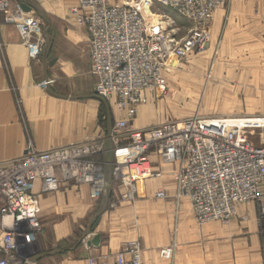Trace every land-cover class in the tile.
<instances>
[{
	"label": "built area",
	"instance_id": "built-area-1",
	"mask_svg": "<svg viewBox=\"0 0 264 264\" xmlns=\"http://www.w3.org/2000/svg\"><path fill=\"white\" fill-rule=\"evenodd\" d=\"M226 2L77 0L71 7L89 32L95 92L126 116L115 120L109 132L115 151L112 176L125 188L123 199L136 200L140 182L165 176L161 162L174 164L169 173L176 180L177 198L189 197L198 222L229 221L246 203L264 213V117L260 125L200 113L145 127L132 123L144 94L165 89L164 71L171 61L208 46L209 24ZM27 4L32 0H0V12L15 23L30 55L37 57L44 46L43 28ZM157 6L187 19L189 32L180 37L172 17L153 12ZM252 127L258 130L249 134ZM103 145V139L47 150L29 144L21 156L0 161V264L25 263L28 245L42 230V193L71 182L91 185L95 197L103 194L106 172L97 158ZM156 197L166 199V189H158ZM89 264H143L141 243L130 241L118 252L91 256Z\"/></svg>",
	"mask_w": 264,
	"mask_h": 264
},
{
	"label": "rangeland",
	"instance_id": "rangeland-1",
	"mask_svg": "<svg viewBox=\"0 0 264 264\" xmlns=\"http://www.w3.org/2000/svg\"><path fill=\"white\" fill-rule=\"evenodd\" d=\"M226 3L218 9L222 16L217 17L215 13L216 16L214 15L209 24L211 40L208 46L203 51L188 53L179 61H171V65L164 71L165 89L148 90L144 94L136 121L142 125L153 124L184 119L198 113L208 116H235L241 122L258 120V116L264 117V45L247 43L249 37L240 35L233 37L236 40L233 48L225 43L222 31L225 26ZM76 4L77 0H32L28 12L40 20L43 30L46 31L44 46L48 44L58 49L68 40H73L74 36L71 37L69 33L81 31L87 38L83 42L84 48L90 49L88 29L78 23L71 11V7ZM153 12L172 17L177 23L180 37H184L191 28L187 19L172 8L157 6ZM241 26L247 27L248 24L234 23L233 27ZM255 26L257 24L252 25ZM241 40L245 42L242 43ZM257 49L260 51L259 55L256 53ZM254 54L253 59L249 58ZM247 69L263 76L250 83L247 76L240 77ZM59 72L62 75L55 78L54 85L67 91L73 88L74 93L76 88L67 82L63 70ZM94 85L93 80L88 94H94ZM114 109L117 110L116 107ZM247 124L253 125L249 122ZM247 129L249 134L258 130L256 127ZM170 177L173 182L167 186L168 192L176 184L175 177ZM142 185L140 184L141 188L144 186ZM154 187L158 189L156 185ZM103 198L104 195L97 196L98 205L80 219L81 224L72 239L58 243L54 250H71L84 244L85 232L99 212ZM121 200L127 201L120 196L117 200L110 201L109 208L116 209ZM178 201L173 196L166 199L132 200V223H114V234L122 236L126 241L141 243L143 264H264V213L257 204L240 205L238 213L229 221L202 223L193 218L192 206L187 199ZM70 203H80L78 214L80 217L85 215L88 209L85 199L75 202L73 197ZM66 209L69 208L62 203L54 211H44L40 222L42 230L37 238L43 233L44 223L60 222L68 217L71 213ZM178 237H185L187 240L185 243H176ZM34 242L27 247L24 264H35L30 260L39 251L33 245ZM168 250H171L170 257L166 255ZM2 256L3 252L0 258ZM91 256L100 254H90L88 263ZM59 263L58 259H47L36 264Z\"/></svg>",
	"mask_w": 264,
	"mask_h": 264
},
{
	"label": "crops",
	"instance_id": "crops-1",
	"mask_svg": "<svg viewBox=\"0 0 264 264\" xmlns=\"http://www.w3.org/2000/svg\"><path fill=\"white\" fill-rule=\"evenodd\" d=\"M225 6V26L222 31L225 43L233 48L236 43L233 37L240 35L249 37L247 43L264 45V0H228ZM216 14L217 17L222 16L218 10ZM240 22L242 25L247 23L248 26L233 27L234 23ZM254 24L257 26L252 27ZM73 32L69 33L71 37L74 36L73 40H68L58 49L45 44L40 55L32 57L15 23L7 21L6 16L0 12V161L21 156L29 144L39 150H47L53 147L88 143L97 139H103L104 142L102 153L97 155V158L103 162L106 172V189L102 194L104 195L102 204L99 206V211L103 209L104 211L95 230L96 233L102 234L101 246L88 248L84 242L82 246L71 250L53 249L58 243L70 241L81 224L80 219L98 205L91 185L63 183L56 192L42 193L41 220L44 211H54L62 203L67 205L69 209L66 210H70L68 212L71 214L60 222L44 223L43 233L33 244L39 249L38 254L33 257L51 254L42 256L35 264L47 259L50 261L58 259L59 264H89L90 254L97 252L100 255H109L118 252L129 240L126 241L122 236L115 235L113 224L132 223V201L121 200V204L116 209L109 208L110 201L117 200L125 192L121 182L116 181L112 176L115 151L109 139L110 114L101 100L90 96L96 94L97 79L91 70L90 50L88 47L84 48L83 44L87 38L81 31ZM44 35L46 31L43 30ZM241 42L245 41L241 40ZM259 52L257 49V55L260 54ZM254 56L255 54L250 55L249 58L253 59ZM58 70H63L67 82L76 88L74 93L73 88L67 91L54 85L55 78L62 75ZM244 75L250 78V83L256 82L263 76L253 71L249 72V69L240 77ZM93 80L94 94H88L87 91ZM108 104L112 124L115 120L126 117L124 112L114 109L116 107L114 102ZM136 117L132 121L135 127L157 124L142 125L138 120L136 121ZM173 167L174 164L160 162L159 168L167 173L165 176L146 180L144 186L141 182L143 187L141 188L139 184L136 199L157 198V190L165 188L168 197L173 196L177 201L180 200L178 202L185 199L190 202L189 197L185 195L180 199L177 198L176 184L170 189L171 192H168L167 186L173 182L169 170ZM154 185L158 189H155ZM37 191H42L40 183L37 184ZM73 197L75 202L86 200L88 209L84 216L80 217L78 214L80 203H70ZM192 215L196 220L194 214ZM176 240V243H185L187 239L178 237ZM57 251L64 252L56 253ZM1 255L2 251H0Z\"/></svg>",
	"mask_w": 264,
	"mask_h": 264
},
{
	"label": "water",
	"instance_id": "water-1",
	"mask_svg": "<svg viewBox=\"0 0 264 264\" xmlns=\"http://www.w3.org/2000/svg\"><path fill=\"white\" fill-rule=\"evenodd\" d=\"M25 8L28 10L31 8L30 5H25ZM91 97H94V98H97L99 100H101L108 108V111H109V114H110V120H109V128L111 130V127H112V120H111V112H110V107H109V104L107 102L106 99H104L103 97L99 96L97 93L94 94V95H90ZM104 211L101 210L97 213L93 223H91L89 226H88V229L86 230L85 232V235H84V238H83V242H85V245L88 247V248H93V247H100L101 244H102V234L100 233H96L95 230H96V227L98 226V222L100 220V217L102 215V212ZM61 252H64V251H57L56 253H61ZM52 253H55V252H52ZM47 254H51V253H46V254H43V255H38L36 257H33L32 259H30L31 261L33 262H36L37 260H39L42 256L44 255H47Z\"/></svg>",
	"mask_w": 264,
	"mask_h": 264
},
{
	"label": "bare ground",
	"instance_id": "bare-ground-1",
	"mask_svg": "<svg viewBox=\"0 0 264 264\" xmlns=\"http://www.w3.org/2000/svg\"><path fill=\"white\" fill-rule=\"evenodd\" d=\"M173 62H174V60H172ZM173 62H172V64H173ZM235 117V116H234ZM262 119H263V117L262 116H258V120H253V121H248V120H246L245 122H249V123H253V125H260V124H262L261 122H263L262 121ZM260 123V124H259ZM140 184H141V182H140ZM131 241V240H130ZM130 241H127L126 243H128V242H130Z\"/></svg>",
	"mask_w": 264,
	"mask_h": 264
}]
</instances>
